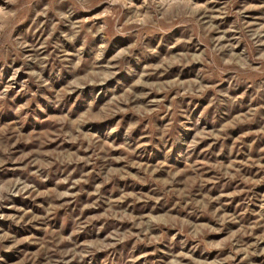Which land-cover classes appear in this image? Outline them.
I'll use <instances>...</instances> for the list:
<instances>
[{"label": "rangeland", "instance_id": "obj_1", "mask_svg": "<svg viewBox=\"0 0 264 264\" xmlns=\"http://www.w3.org/2000/svg\"><path fill=\"white\" fill-rule=\"evenodd\" d=\"M194 2L0 0V264H264V0Z\"/></svg>", "mask_w": 264, "mask_h": 264}, {"label": "clouds", "instance_id": "obj_2", "mask_svg": "<svg viewBox=\"0 0 264 264\" xmlns=\"http://www.w3.org/2000/svg\"><path fill=\"white\" fill-rule=\"evenodd\" d=\"M111 2H112V3H116L117 0H111ZM146 2H147V0H146ZM159 2H160V3H163V0H159ZM9 3H13V4H15V3H17V0H9ZM188 3H189V5H190L191 11H192L193 13H195L196 11H199V9L202 7L201 5L196 4V3L194 2V0H188ZM161 18H163V17H161ZM262 27H264V26H262ZM262 56H264V54H262Z\"/></svg>", "mask_w": 264, "mask_h": 264}]
</instances>
